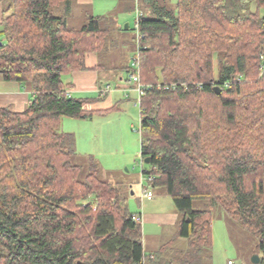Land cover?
Returning a JSON list of instances; mask_svg holds the SVG:
<instances>
[{"label": "trees", "instance_id": "obj_1", "mask_svg": "<svg viewBox=\"0 0 264 264\" xmlns=\"http://www.w3.org/2000/svg\"><path fill=\"white\" fill-rule=\"evenodd\" d=\"M77 1L0 0V80L29 93L21 111L0 106V264H200L212 213L194 201L256 238L264 264V0H135L142 173L171 197L188 242L149 254L119 187L93 158L82 172L74 136L59 129L92 117L66 77L88 53L106 68L114 30L107 16L68 26ZM130 62L116 67L130 73Z\"/></svg>", "mask_w": 264, "mask_h": 264}, {"label": "rangeland", "instance_id": "obj_2", "mask_svg": "<svg viewBox=\"0 0 264 264\" xmlns=\"http://www.w3.org/2000/svg\"><path fill=\"white\" fill-rule=\"evenodd\" d=\"M174 3L175 0H165ZM1 5V4H0ZM140 11L135 0H88L73 2L66 14L67 25L79 28L88 16H107L114 20V30L108 39V59L102 58L101 68L111 76L110 92L113 104L104 113H94L93 121L62 119L59 129L71 133L75 140L90 147L87 154L71 156L74 164L82 166L84 172L89 158L97 164L100 178L119 187L120 195L131 213H142L143 248L146 254L156 251L160 245L172 241L173 248L185 249L188 242L178 236L181 215L172 199L162 187H152L146 182L149 164L140 156L139 93L131 82L129 72L122 69V79L117 78V67L129 64L137 31L135 22ZM264 16V7L259 9ZM128 25L126 28L125 25ZM118 90V91H117ZM91 120V119H90ZM88 151V150H87ZM144 188L153 192V199L140 198ZM194 209H210L212 213V244L205 248L200 264H226L228 259L238 264H253L251 258L258 254L257 239L250 235L238 222L230 219L217 204L194 201Z\"/></svg>", "mask_w": 264, "mask_h": 264}, {"label": "crops", "instance_id": "obj_3", "mask_svg": "<svg viewBox=\"0 0 264 264\" xmlns=\"http://www.w3.org/2000/svg\"><path fill=\"white\" fill-rule=\"evenodd\" d=\"M82 1L88 0H79V2ZM1 18L2 5H0V21ZM85 65L86 69L73 71L66 77V83L70 84L66 92L71 97L89 99L90 101L84 105V110L91 111L93 114H98L99 111L107 110V108H110L114 103L113 96L111 94H108L110 90L107 92H102L104 86L110 84L109 82H111V76H109V74L105 72L100 71L101 67H98V57L94 53H88L86 55ZM118 70L119 72L117 73V78L121 80L122 76L120 74L122 71L120 69ZM28 98V91L22 89L19 83L15 81L0 80V106L10 105L14 110L21 111L26 106ZM94 118L95 117L92 116L90 118L91 120L82 119L80 121H93ZM63 119L69 118L65 117ZM76 148L77 153L87 154L89 152H94L90 151V147H88L87 145H82L81 139H76ZM153 195L154 194L152 192V198L150 200L154 198ZM139 215L142 221V213H140ZM184 239L187 240L186 238Z\"/></svg>", "mask_w": 264, "mask_h": 264}, {"label": "built area", "instance_id": "obj_4", "mask_svg": "<svg viewBox=\"0 0 264 264\" xmlns=\"http://www.w3.org/2000/svg\"><path fill=\"white\" fill-rule=\"evenodd\" d=\"M136 28H137V20L135 22V29ZM130 66H131V70H130L128 79L131 82L135 83V87L134 88L137 90V92L140 95L141 92H142V89L144 88V84H142L141 81H140L139 67H138V57L137 56H134L131 59ZM109 90H110V84H107V85L104 86V89H103L102 92H107ZM151 180H152V177L148 175L146 177V182L149 183ZM140 198L151 199L152 198V191L147 190L146 188H144L143 192L140 195ZM133 218H135L136 220H140L141 221L140 216L137 215V214L134 215ZM226 264H238V263L234 262L233 260H227Z\"/></svg>", "mask_w": 264, "mask_h": 264}, {"label": "water", "instance_id": "obj_5", "mask_svg": "<svg viewBox=\"0 0 264 264\" xmlns=\"http://www.w3.org/2000/svg\"><path fill=\"white\" fill-rule=\"evenodd\" d=\"M125 27L127 28L128 25L126 24ZM213 90L218 94V93H220L221 88L219 86H214ZM143 161H144V163L149 164V158L148 157L144 158ZM259 261H260L259 255L258 254H254L252 256V258H251V263L259 264Z\"/></svg>", "mask_w": 264, "mask_h": 264}]
</instances>
